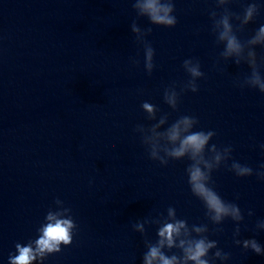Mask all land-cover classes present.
<instances>
[{"label":"clouds","instance_id":"1","mask_svg":"<svg viewBox=\"0 0 264 264\" xmlns=\"http://www.w3.org/2000/svg\"><path fill=\"white\" fill-rule=\"evenodd\" d=\"M216 7L222 12L210 10L211 31L216 37L217 44H223V51L219 53V60L233 61L236 65L246 63L251 69L250 74L243 79L234 81V86L241 89L252 88L264 94V76L261 75L260 66L264 64V58L258 63L255 48H264V25H261L249 39L242 41L237 32L243 31L254 18L258 15L261 5L257 0H251L243 9V14L233 13L227 5L231 0H215ZM133 8L138 17H146L152 25L165 28H174L177 18L173 15L175 5L173 0H135ZM233 20L238 24L234 27ZM131 31L138 43L144 45V67L149 75L154 68L155 50L148 43L145 37L151 33L152 29L142 30L133 21ZM137 63L138 61H133ZM183 68L190 76L181 91L199 90L196 81L204 77L201 71L199 60L186 59L183 61ZM180 93L176 91V86L172 85L164 90L163 99L173 110L177 109ZM149 120H156L158 109L149 102L141 105ZM167 122V116H161L157 123L150 128L137 126L136 131L141 134L142 143L146 146L149 158L159 161L166 166L169 160H181L187 157L191 161L186 172L188 185L193 196L199 199L206 210L205 215L214 225H220L226 219H231L236 223L234 238L239 236V224L244 220V216L239 206L235 203L225 201L218 192L211 186L212 172L222 164L227 166L233 151L231 146L218 148L215 144L209 147V142L215 136L214 131H194L198 120L194 116H180L165 131H158ZM264 149V145H261ZM207 150V154H206ZM237 177H249L256 175L257 179L264 181V164L255 171L247 165H241L233 160L229 168ZM55 203H63L59 199ZM64 213H71L70 208H64L63 212L53 215L48 212L46 219L49 221L42 225L38 232L39 237L26 245L16 243L15 249L18 255L9 256V264H32L37 261L43 264L44 259L54 253L61 251V245L68 246L73 240V229L77 227L72 216L67 219H58ZM248 215H253L252 211ZM155 224L158 226V239L155 243L145 241L147 251L143 256V264H214V261H227L230 257L228 253L218 248L216 240L208 238L209 228L207 225H192L189 227L184 219H178L176 210L173 207L167 209V217L159 216L153 219L137 221L133 229L144 235L145 225ZM264 230V221H260L256 226ZM217 232L222 229L217 228ZM195 234V235H193ZM237 245H241L245 250H251L257 255L264 256V247L256 239H234ZM34 245V246H33ZM173 248L179 249L181 254L167 255L165 249L171 251ZM216 249L212 256L209 252Z\"/></svg>","mask_w":264,"mask_h":264}]
</instances>
